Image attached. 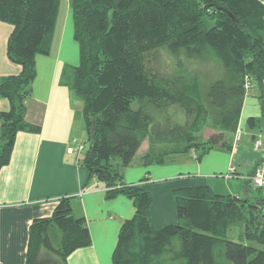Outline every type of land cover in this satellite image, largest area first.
I'll return each mask as SVG.
<instances>
[{"label": "trees", "instance_id": "1", "mask_svg": "<svg viewBox=\"0 0 264 264\" xmlns=\"http://www.w3.org/2000/svg\"><path fill=\"white\" fill-rule=\"evenodd\" d=\"M59 7V0H0V22L13 27L7 55L21 68L0 77V97L11 105L0 112V170L11 159L18 132L40 131L25 113L36 59L50 53ZM72 10L81 62L64 68L61 84L83 102L88 148L80 163L103 184L107 199L127 196L136 209L122 223L113 264H264V249L248 243L264 245V188L248 179L255 197L220 194L207 185L176 189L177 222L155 228L153 196L142 185L148 179H124L145 139L147 166L230 150L233 140L222 138L242 126L246 77L260 89L262 111L261 119L249 117L246 126L264 133V0H72ZM159 50L182 62L213 60L222 74L210 79L202 69L194 76L151 72L147 55ZM171 105L192 121L160 119ZM208 124L219 133L202 142L198 135ZM234 227L240 228L237 241L228 239ZM91 241L85 218L75 217L71 197L63 196L52 216L32 222L26 264H68Z\"/></svg>", "mask_w": 264, "mask_h": 264}, {"label": "crops", "instance_id": "2", "mask_svg": "<svg viewBox=\"0 0 264 264\" xmlns=\"http://www.w3.org/2000/svg\"><path fill=\"white\" fill-rule=\"evenodd\" d=\"M59 1L60 8L67 7V19L61 21V12L58 14L50 53L36 59L37 74L25 113V120L40 127V131L18 132L11 159L0 170V264H26L32 222L52 216L63 196L71 197L73 214L85 218L92 239L91 246L69 256L68 264H113L122 223L136 211L133 200L127 196L107 199L103 184L90 178L89 171L80 163L83 154L77 152L74 139L77 140L76 118L83 107L61 84L64 68L78 65L80 46L74 37L72 0H65L64 4ZM12 29V25L0 22V77L21 71L7 55ZM10 107L9 100L0 97V112L9 111ZM251 117L261 119V112ZM260 127L264 128V121ZM242 129L241 139L233 141L230 150L215 148L200 160L190 154L174 163L147 166L142 163V156L148 147L143 148L139 162H132L124 170V179L128 184L148 179L142 185L153 196L151 217L155 228L177 222L174 190L179 188L207 185L220 194L258 195L251 184L252 191L247 190L246 182L258 166L264 170V162L258 165L264 150L254 148L259 135L264 144V133L249 130L246 125ZM231 171L234 174L227 176ZM259 195L264 197V189Z\"/></svg>", "mask_w": 264, "mask_h": 264}, {"label": "rangeland", "instance_id": "3", "mask_svg": "<svg viewBox=\"0 0 264 264\" xmlns=\"http://www.w3.org/2000/svg\"><path fill=\"white\" fill-rule=\"evenodd\" d=\"M65 0L62 1V3L64 4ZM61 5V4H60ZM67 7L66 6H61V8L59 7V12L60 13V20L63 22L67 19ZM71 16L73 17V12L71 11ZM58 20V19H57ZM74 20V18H73ZM75 26V24H74ZM79 44V43H78ZM81 62V53H79V60H78V65ZM147 65H148V69L151 72L154 73H160V74H164V75H177L179 73H183L186 74L188 76H194L195 74H197V70L202 69L205 72H207V75L210 79H214L216 77H219L222 74V70L221 67L218 63H216L215 61H208L207 63L200 65L197 63V60L194 61H186L184 60V62H182L181 60H178L177 58H175L174 56L170 55L166 50H159V51H154L152 53H150L149 55H147ZM181 65V66H180ZM182 70V72H181ZM258 88V87H257ZM260 95V89H252L250 92H248L246 99H245V106L242 112V118H241V125L240 127L244 128L246 125V121L249 117L251 116H256L259 115L261 111V103H259V99L256 98V96ZM75 103L78 105H80L81 107H83V102L80 101L79 99H77L76 97L74 98ZM138 103L135 102L133 104L134 108H137ZM168 118L169 124L172 123H187V122H191L192 121V117H189L184 110H182V108H180L177 105H171L168 107L167 112L163 113L162 116H160V119H165ZM75 130H76V138L78 141V144H86L88 148V134L87 131L85 129V121H84V117L82 114V111L79 112V114L77 115L76 118V122H75ZM218 130L212 128V126L210 124H208L204 130L198 135V138L200 141L205 142L210 136H212L213 134H218ZM260 139L262 142V137L259 135L255 141L257 139ZM223 141H230L233 140L234 143H237V136L236 134H230V133H226L225 135H223L222 138ZM255 141H254V148H255ZM1 142V140H0ZM263 144V142H262ZM148 145V139H145V141L143 142V145L141 146L142 148L140 149V151L137 153V155L135 156L133 163L136 164L139 162L140 157L142 156L143 153V148ZM148 150V148H147ZM86 150H82V154L85 152ZM147 152V151H146ZM194 154V152H193ZM192 154V155H193ZM190 154H183L178 156L177 158H188L190 157ZM242 197H245V195H243ZM240 234V228L239 227H234L232 228L229 233H228V239L230 240H234L237 241L238 240V236ZM56 241L55 243L58 244L59 240L58 238H55ZM252 245H254L257 248H261L264 249V245L255 243V242H248ZM222 246L217 247L215 254L217 255V257H219V255L222 253Z\"/></svg>", "mask_w": 264, "mask_h": 264}, {"label": "built area", "instance_id": "4", "mask_svg": "<svg viewBox=\"0 0 264 264\" xmlns=\"http://www.w3.org/2000/svg\"><path fill=\"white\" fill-rule=\"evenodd\" d=\"M245 89H246V92H250L252 89H253V84L251 82V80L249 79V77H246V83H245ZM243 135V129L242 128H239L236 132V136H237V141H239L241 139ZM74 143L77 144V152L78 153H81L82 150H85L87 145L86 144H81L77 142L76 139H74ZM262 142L261 140L258 138L256 141H255V149L256 150H262ZM232 174H234V171H231V173L227 176H232ZM252 184V186H254L255 188H264V170H260L258 169L256 171L255 174H253L252 176H250L248 178Z\"/></svg>", "mask_w": 264, "mask_h": 264}]
</instances>
